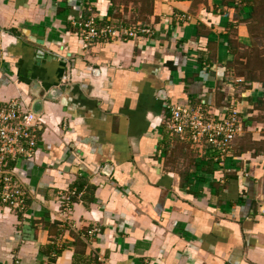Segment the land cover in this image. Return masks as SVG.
Returning <instances> with one entry per match:
<instances>
[{
	"label": "crops",
	"instance_id": "0c3cea01",
	"mask_svg": "<svg viewBox=\"0 0 264 264\" xmlns=\"http://www.w3.org/2000/svg\"><path fill=\"white\" fill-rule=\"evenodd\" d=\"M90 19L138 35L86 41ZM234 85L243 130L220 164L170 132L169 105L220 118ZM38 88L37 150L8 163L26 208L0 199V264H264V0H0V108L32 110Z\"/></svg>",
	"mask_w": 264,
	"mask_h": 264
},
{
	"label": "built area",
	"instance_id": "2783aa9c",
	"mask_svg": "<svg viewBox=\"0 0 264 264\" xmlns=\"http://www.w3.org/2000/svg\"><path fill=\"white\" fill-rule=\"evenodd\" d=\"M240 2L242 0H236ZM145 30V29H143ZM86 41L100 38H117L121 35L137 37L129 28L113 27L109 24L99 27L93 19L86 21L82 29ZM238 88L232 87V98L223 117L205 113L201 107L189 104L169 105L170 118L167 128L173 134L185 138L189 135L194 143L206 142L217 152V159L224 164L231 155L233 142L242 130L238 108ZM41 118L27 107L22 98H11L0 108V199L5 205L23 211L29 194L27 186L15 175L8 165L9 160L32 158L38 147V132ZM61 229L69 228L74 198H80L76 187L61 191L58 195ZM90 230L89 234H93Z\"/></svg>",
	"mask_w": 264,
	"mask_h": 264
},
{
	"label": "water",
	"instance_id": "95a60500",
	"mask_svg": "<svg viewBox=\"0 0 264 264\" xmlns=\"http://www.w3.org/2000/svg\"><path fill=\"white\" fill-rule=\"evenodd\" d=\"M40 53L44 54L45 52L42 50ZM34 96L36 98L33 100V103H32V111L34 113H36L37 115H39L40 111L42 109L43 99H44L42 91L40 90V88H38V90H34ZM45 98L50 99V98H53V97H51V94H48L47 96L45 95Z\"/></svg>",
	"mask_w": 264,
	"mask_h": 264
}]
</instances>
